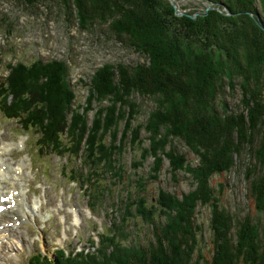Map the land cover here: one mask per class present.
Masks as SVG:
<instances>
[{"label": "trees", "instance_id": "obj_1", "mask_svg": "<svg viewBox=\"0 0 264 264\" xmlns=\"http://www.w3.org/2000/svg\"><path fill=\"white\" fill-rule=\"evenodd\" d=\"M21 1L29 5L53 2ZM57 1L68 19L78 21L80 28L106 27L118 37H126L131 48L144 55L146 61L136 65L105 64L94 73L86 99L87 110L95 100L101 103V107L98 117L92 125H85V129L82 121L87 110L75 107L76 91L68 79L67 65L61 61L9 64L7 79L0 83L3 112L39 130L48 147H71L75 153L81 148V145L71 146L75 131L84 137L88 128L87 136L90 134L92 139L89 140L102 143L106 140L98 137L112 134L111 147H117L114 150L124 149L131 142L143 153L140 163L154 156L153 172L157 173L162 162L158 154L161 156L169 146L170 151L164 153L170 160V171L192 170L196 183L195 190L182 197L175 192L159 194L157 202H166L164 218L156 213V209L161 211L163 206L160 204L158 208L154 196L149 199L145 192L148 183L143 176H137L135 184L141 188L137 192L140 195L135 194L130 185L125 190L127 195L122 205H128L131 210L139 206L143 219L151 226V238L148 243L125 249V252L112 251L110 264H264L262 219L250 213L243 217L234 216L219 202L212 203L216 193L211 185L214 174L231 170L238 162L242 164L243 154H248V194L254 203L252 207L264 218V84L259 81L262 75L259 70H264V62L255 53L258 48L264 50V0H228L227 7L233 15L230 18L211 10L192 20L186 14L177 16L166 0ZM205 1L227 3V0ZM249 12L257 20L249 16ZM243 16L249 18L248 24L254 27L252 35L240 36L235 31L233 40L230 34L234 27L231 29L233 23L230 21H246ZM180 49H188L194 57L207 52L205 60L210 62H194V58L187 60L182 52L190 56L188 50L181 52ZM212 50L227 56L228 62L220 71L214 66ZM223 76H227L231 90L237 85L240 89V105L233 110L221 96ZM136 95L151 97L155 101L144 127L135 125L140 110L134 99ZM104 101H107L106 105L102 104ZM78 119L81 122L78 121L75 131L70 134L68 125ZM143 130L149 141L146 147L142 145ZM118 131L122 132L120 139L117 138ZM64 134L70 137V146L63 141ZM176 139L183 141L200 157L195 167L191 168L186 155L171 146ZM94 144L87 145L86 151L95 171L105 164L110 167L111 157L103 156L107 147L104 144L95 147ZM136 165L134 161L132 167L135 171L139 167ZM112 171L116 173V170ZM116 177H121V173ZM197 203L212 206L209 256L201 252L203 225L196 219ZM75 261L87 264L85 259ZM34 264L62 263L35 257Z\"/></svg>", "mask_w": 264, "mask_h": 264}, {"label": "rangeland", "instance_id": "obj_2", "mask_svg": "<svg viewBox=\"0 0 264 264\" xmlns=\"http://www.w3.org/2000/svg\"><path fill=\"white\" fill-rule=\"evenodd\" d=\"M166 1L170 6L172 5L173 11L177 16H184L186 14L191 20L211 10L219 11L226 18L233 16L232 12L227 7V4H229L228 0L227 3L223 1L219 4L205 0H174V5L171 0ZM209 7L211 8L209 9ZM248 14L257 20L253 13L249 12ZM243 18L246 19V21L239 20V22H235L230 19V22L233 23L230 27H234L233 29L231 27L232 30L230 34L233 40L235 39V31L236 33H240V36L242 34L246 36L252 35L254 27L248 24L249 18L246 16H243ZM150 26L152 27V24ZM186 50L188 49H183L181 52ZM211 52L213 53L212 60L214 66L220 71L228 62L227 56L215 50ZM256 52L261 58L260 61L264 62L263 48L256 49L255 53ZM183 53H185L187 60L189 58H194V62L195 60H198L199 63L210 62L205 60L208 54L207 52H203L201 57L195 53L196 58L194 54L192 55L189 53V50L188 53L190 56L186 52H182V54ZM38 60H42L45 63L50 61H61L66 63L69 74L68 79L70 80L72 88L76 91L75 107H84L87 110L86 99L89 95L90 81L99 68L105 64L117 63L136 65L137 63L145 62L146 58L144 55L131 48L129 40L126 37L123 36L120 38L116 34L109 32L106 27L101 29L95 26L92 30L80 28L78 21L75 19L72 21L68 19L66 11L57 0H53V2H40L35 5H29L21 0H0V81L6 78L9 72V64L15 65L22 62L26 65H31ZM174 61L178 62L176 58H174ZM202 67H198L200 71ZM262 70L263 69L259 70L262 74L259 76V81L264 84V70ZM234 78L235 81L238 82L237 78ZM228 81L227 76H223L222 84L224 85V90L221 96L226 100L229 108L233 110L240 105L241 93L238 85L235 89L231 90L228 86ZM134 99L140 107L135 125L142 124L144 127L149 112L155 105V101L151 97L138 95H136ZM100 104L101 103L95 100L91 109L87 110L84 116L85 118L82 121L83 129H85V125L87 124L89 126L92 125L95 118L98 117V110L101 107ZM102 104L106 105L107 101H104ZM79 120L81 122V119L75 122L73 121L74 123L71 122L68 125L69 128L74 130ZM122 124L121 122V125ZM88 130L87 128V131ZM87 131L84 137L81 136L78 131H75L76 137L74 139L76 142L74 144L81 145L86 143L88 147L93 143H95V147L104 144L109 150H104L103 156L108 155L111 157V166L105 167V164L99 169L102 175L99 178L106 182L104 186L109 184L110 187H103L104 191L101 190L102 195L98 196V198L97 195L94 196V198H97V205H94L95 209H92L91 213H88L86 208L88 202L90 205L92 204L90 201L92 196L90 197L89 193L83 190L84 187H81L80 183H73L70 180L72 172L68 167L81 166L82 159L79 156L77 158L68 157L67 155L58 157L57 154L52 151L39 150L36 143L38 134L31 130L26 131L18 120L6 118L0 111V138L4 137L13 140L14 143L13 149L6 155V159L12 162L25 161L28 170H30V161H33V171L37 170V163L48 165L49 167L45 176L42 173L43 169H40L41 172H39L37 177L38 181L34 183V186L38 190V195L42 199L43 213L41 222L44 223L45 221V224H41L37 228L35 227V230L23 227L24 224H22L18 229V231L22 232V243L20 242L21 237L18 240L15 234L10 236L7 235L9 239L1 246V249L4 246L6 247L2 253H0V264H27L28 252L37 248L41 249L46 254L45 258H48L49 261L55 260L62 264H80L75 261H79L80 259H85L87 264H95L96 262L98 264H110L113 256L112 251L121 250L125 252V249H132L141 243H148L151 238V226L149 225V221L143 219L144 215L141 210H139V206L131 210L128 205L125 207L121 205L123 199L124 201L126 200V198H124L126 195L125 190H128L130 185H132L135 194L141 191V188L135 184L137 176L141 175L144 177L145 181L148 183L145 192L148 194L150 200L154 196L155 202H157V197L160 193L166 194L175 192L182 197L183 194H188L190 191L192 192L195 190L196 183L194 176L191 174L192 170L181 169L175 172L170 171V160L165 153H168L171 147L168 146L164 151L165 153L163 152L161 156L158 154L162 162L159 167L161 168L159 170L160 172L157 173L153 172L154 156L147 157L143 162H139L142 161L143 153L137 145L133 146L130 142L124 146V149L114 150L116 148L111 147L113 144L112 134L109 133L111 136L98 137L99 140H106L105 143H102V141H90L89 139H91V136L90 134L87 136ZM121 134L122 132L118 131L117 138L120 139ZM146 135V132L143 130L141 138L142 141H144L142 145L145 147L149 144ZM20 142H24V147L20 148L18 146ZM171 146L186 155L185 157L188 159L191 168L198 164L200 157L198 158L197 154H195L183 141L178 139L173 140ZM29 149L30 151H28V153L32 160L25 151ZM82 153L83 150H81V155ZM116 158H118L119 161H117ZM249 159V155L244 153L241 159L242 164L238 162L231 170L217 173L212 176L211 185L216 193V198L212 203L219 202L222 207L234 216L243 217L247 213H250L253 217L261 218V222H264L263 216L252 207L254 203L251 202V198L248 194L246 164L247 161L249 163ZM134 161L137 162V165L139 164L136 171L132 167ZM110 169L116 170V173H113ZM176 172L177 174L175 175ZM120 173L121 177H116L119 176ZM173 175L177 177L176 181ZM34 176L35 173L30 174L31 178ZM91 192L94 191L91 190ZM137 195L140 194L137 193ZM36 198L34 194H30L28 202L30 203ZM58 200L62 201V207H56ZM156 204L159 206L158 208H160L161 205L164 208L161 207V211L156 209V213L165 218L164 210H166V207L164 205L166 202L161 200L160 203L157 202ZM71 205L79 206V212L83 217V222L80 226L83 228L73 227L71 222V216L73 214ZM122 207L125 208L127 213H125ZM148 207L151 208V206ZM56 208L59 210L56 211ZM119 208L122 209V212L118 210ZM117 210L119 213L116 212ZM211 210L212 206L209 203H197V209L195 210L198 223L200 222L203 225V236L200 237V243L201 252L204 256L210 255L209 248L211 246V236L209 231V220L211 218ZM24 213L27 212L24 211ZM49 214L52 215V218H49ZM7 215L6 217L9 219L14 215L20 216L19 212H10ZM127 216H130V224H133V229H130L132 232L125 224ZM86 221L89 223L86 224ZM111 224L115 229L113 233H115L117 237L116 240L110 241L107 245L99 249H92L93 247L89 244V238L90 236L91 238H95V232L93 231L96 230V233H99L102 231L103 226L106 228ZM93 226H96L94 230H92ZM42 228H44V230H42ZM58 228L59 231L54 235V230ZM34 233L39 234L40 239H36V235H33ZM131 236L132 239H129ZM5 237V235L0 236V240H3ZM32 242L33 246H30ZM79 246H82L81 248L85 246L86 250L90 252L78 258L75 257L77 259L63 252L57 253V255L54 252L56 248H63L70 254L69 252H71L72 249L75 248L76 250ZM103 256L106 258H103Z\"/></svg>", "mask_w": 264, "mask_h": 264}, {"label": "bare ground", "instance_id": "obj_3", "mask_svg": "<svg viewBox=\"0 0 264 264\" xmlns=\"http://www.w3.org/2000/svg\"><path fill=\"white\" fill-rule=\"evenodd\" d=\"M249 10V9H248ZM213 13V11H212ZM212 15V14H211ZM216 26V25H215ZM36 64V62H35ZM21 66V65H20ZM48 66V65H46ZM24 67V66H23ZM22 67V68H23ZM18 68H19V65H18ZM17 68V69H18ZM35 68V67H34ZM20 69V68H19ZM46 69V68H45ZM22 70V69H21ZM31 70V69H30ZM35 70V69H34ZM55 70V69H54ZM41 71V70H40ZM60 71V70H59ZM31 72V71H30ZM51 72V71H50ZM28 73V72H27ZM45 73V71H44ZM31 74V73H30ZM34 76V75H33ZM39 76V75H38ZM264 78V77H263ZM19 79V78H18ZM17 80V79H16ZM20 80V79H19ZM15 81V80H14ZM21 81V80H20ZM16 82V81H15ZM19 83V82H18ZM59 86V85H58ZM44 90V89H43ZM17 92V91H16ZM44 92V91H43ZM52 92V91H51ZM49 95V94H48ZM47 95V96H48ZM55 95V94H54ZM18 106V104H17ZM16 106V107H17ZM21 108V107H20ZM39 121V120H38ZM96 123V122H95ZM99 123V122H98ZM106 124V123H105ZM107 131V130H106ZM12 147V144L10 143H2L0 141V154L2 153H5L6 151H8L10 148ZM119 147V146H118ZM114 148V147H113ZM117 148V147H116ZM108 150V149H107ZM111 150V149H110ZM118 153V152H117ZM3 160H4V154H3ZM17 169H22V172H20L19 174H16L15 171L16 169H12L11 167V163L10 162H7V169H5L4 171H0V175L2 177V180L0 181V194L4 193V190L7 188V190L14 186L13 188L14 189H21V188H16L15 185H18V184H21L22 185V181L24 180V177L26 176V172H25V163L22 161L19 166H17ZM24 169V170H23ZM5 180H8L10 184H12L11 186L10 185H6L4 184ZM21 193H22V198H20L21 200V203L19 204L18 206V209L21 211L22 213V216H27L28 213H24L25 210H23L26 206L24 204L25 202V196H26V192H24L23 188L21 189ZM28 209H31L30 207H27ZM136 208V207H135ZM17 209V211H18ZM32 210V209H31ZM33 211V210H32ZM3 217L1 216V219ZM10 221V220H8ZM3 222H7V220H4ZM17 227V226H16ZM8 231H13L14 233V229L12 227H9L8 226ZM4 232H0V236H4ZM4 242H0V253H2V251L5 249L6 246L2 247L1 249V246Z\"/></svg>", "mask_w": 264, "mask_h": 264}, {"label": "water", "instance_id": "obj_4", "mask_svg": "<svg viewBox=\"0 0 264 264\" xmlns=\"http://www.w3.org/2000/svg\"><path fill=\"white\" fill-rule=\"evenodd\" d=\"M171 2H172V4L174 5V0H171ZM211 7H209V9H210ZM177 10H178V8H177ZM262 27H263V29H264V26L262 25Z\"/></svg>", "mask_w": 264, "mask_h": 264}]
</instances>
